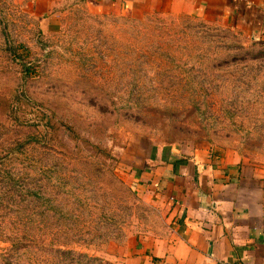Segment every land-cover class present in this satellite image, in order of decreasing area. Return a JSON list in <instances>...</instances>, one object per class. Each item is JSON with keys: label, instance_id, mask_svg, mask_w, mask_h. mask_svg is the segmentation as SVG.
I'll use <instances>...</instances> for the list:
<instances>
[{"label": "rangeland", "instance_id": "374dc122", "mask_svg": "<svg viewBox=\"0 0 264 264\" xmlns=\"http://www.w3.org/2000/svg\"><path fill=\"white\" fill-rule=\"evenodd\" d=\"M186 2L0 0V264H146L157 148L264 168V36Z\"/></svg>", "mask_w": 264, "mask_h": 264}, {"label": "crops", "instance_id": "0c3cea01", "mask_svg": "<svg viewBox=\"0 0 264 264\" xmlns=\"http://www.w3.org/2000/svg\"><path fill=\"white\" fill-rule=\"evenodd\" d=\"M89 1L96 10L109 12L143 0ZM59 2L45 4L51 8ZM151 3L172 10L181 5L179 0ZM183 8L204 14L238 11L264 36V0H187ZM238 161L225 154L209 162L165 148L151 153L139 179L170 205L175 226L170 237L144 247L152 253L144 254L146 264H264V168Z\"/></svg>", "mask_w": 264, "mask_h": 264}, {"label": "trees", "instance_id": "16d2710c", "mask_svg": "<svg viewBox=\"0 0 264 264\" xmlns=\"http://www.w3.org/2000/svg\"><path fill=\"white\" fill-rule=\"evenodd\" d=\"M14 52L16 53V50H14ZM29 67H26V70L28 71ZM155 259H157V257H154Z\"/></svg>", "mask_w": 264, "mask_h": 264}]
</instances>
